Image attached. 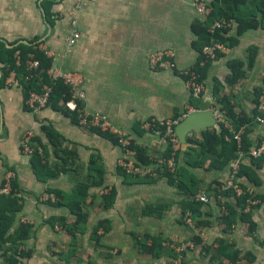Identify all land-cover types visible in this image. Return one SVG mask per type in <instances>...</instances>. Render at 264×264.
<instances>
[{"label":"crops","instance_id":"obj_1","mask_svg":"<svg viewBox=\"0 0 264 264\" xmlns=\"http://www.w3.org/2000/svg\"><path fill=\"white\" fill-rule=\"evenodd\" d=\"M193 2L92 0L75 10V0H0V43L7 48L44 44L54 54L48 57L52 68L82 76L86 93L83 107L106 117L133 138L134 149L154 160L167 147L161 136L142 131L140 125L181 118L194 101L180 75L198 65L195 27L204 18L197 14ZM231 24L228 51L204 67L205 92L197 102L201 110H212L222 107L218 102L222 99L235 116L252 118L255 99L264 85V30L239 34L236 22ZM74 30L82 37L70 48L67 39ZM160 50L173 52L176 70L150 69L148 57ZM18 58L16 54V65ZM3 69L0 63V187L13 176L19 190L23 208L14 227H30L25 245L32 253L23 264H169V255L154 258L141 252L140 246L147 237L148 245L151 238H160L163 243L191 237L194 229L182 221L189 196L163 177H125L117 166L124 158L118 144L80 128L50 105L38 111L29 109L18 82L6 86ZM261 118L262 122L254 121L247 127L252 146L264 139V113ZM29 130L35 133L34 147L42 152L39 175L32 158L21 152L23 134ZM189 136L199 138V133ZM179 153L176 167L185 164ZM242 164L249 169L250 180L244 177L239 182L254 196L264 197V160L252 164L245 159ZM188 169L198 182L197 193L210 199L202 210L210 214V228L199 227L210 246V259L194 249L187 251L184 264H232L218 257L220 240L239 252L236 264H264V207L255 208L247 221L237 220L226 229L219 219L212 187L226 181L228 166ZM81 184L88 189L79 206L78 213L84 216L79 221L66 200L56 206L40 199L51 190L68 196ZM96 228L98 243L92 237Z\"/></svg>","mask_w":264,"mask_h":264},{"label":"trees","instance_id":"obj_2","mask_svg":"<svg viewBox=\"0 0 264 264\" xmlns=\"http://www.w3.org/2000/svg\"><path fill=\"white\" fill-rule=\"evenodd\" d=\"M208 5L211 8V12L207 15L204 20L197 23L195 27V32L199 36V39L196 40L193 45L195 50L198 52L199 58L197 61V71L201 75L203 67L199 66V62L202 60L200 56L201 49L206 45H211L212 42H221L227 46H230L231 39L228 35L230 29H216L211 31V27L216 21H225L226 23L236 22L237 31L239 34H243L249 30H264V0H207ZM38 43H29V44H18L13 48H7L3 43H0V63L3 64V79L6 80L10 73L15 74L16 81L18 82L23 96L24 101H26L30 92H41V88L44 85H47L52 88V93L50 97L49 105L54 107L55 110L61 112L67 117H70L74 122L77 123V112H71L67 108V104L73 101V97L70 94V88L65 85L60 80H53L47 74V70L52 67L51 60L42 52L36 49ZM16 54L19 57V64L16 65L15 56ZM32 54L34 59L39 61V67L35 70H29L26 65L28 56ZM221 55V54H219ZM208 66L211 64V61L206 63ZM235 63L231 64V68L235 71ZM232 71V73L234 72ZM234 79L236 76H233ZM233 79V80H234ZM203 81V79H202ZM263 88V87H262ZM262 90V89H261ZM261 92V91H260ZM260 94V93H259ZM257 95L255 99V110L252 118L247 116H235L233 114L231 106L227 103H224L222 99L218 102L222 105L218 110L223 113V116L228 122L232 125L235 130H238L240 127H245V133L242 136V145L241 148L244 152L251 147L258 146L263 140H259L254 146L252 142L247 137V127L252 124V122H257L256 117L259 114L257 111ZM203 95V94H202ZM194 100V99H193ZM200 100V99H199ZM194 100L191 102V106L196 110H201L202 107L197 101ZM62 105V106H61ZM79 108L81 104L78 103ZM213 128H207L199 133V138L195 136H187L185 144L180 145L179 152L185 157V164L178 166L175 169V172L171 174L165 169H156L157 177H163L167 182L174 186L177 191L187 194L190 198L188 202V208L185 209L182 213V221L184 213L189 211L193 219V227L195 229L191 237L185 239L190 240L195 245V249H200L201 252L205 254L208 251L209 245H207L201 235L204 233L201 229L197 232L196 227L201 226L200 215L203 213V204L206 203L209 205L210 199L208 197L207 201L196 200L195 195L198 192V182L196 181L194 175L189 171L190 169H224L228 166L232 160L237 157L238 147L234 141H227L226 137L229 136V132L221 124H215ZM100 134V133H99ZM108 139H110L116 145L117 138L110 135L101 134ZM51 137H54L56 141L59 142V139L50 134ZM36 153L31 157L33 167L35 172L39 175L42 168L39 167L41 161V154L38 153V149L34 147ZM133 158L135 163L139 166H150L153 161L152 158L147 156L143 151L134 149ZM178 152V153H179ZM178 153L176 154V160L178 161ZM179 153V154H180ZM44 154V153H43ZM171 154L170 147H167L166 151L161 155V157H169ZM251 163L258 160H264V158L253 160L250 159ZM207 164L208 167H205ZM247 167L242 164L236 179L238 186L242 190L240 196H236L235 193L227 188L225 190H220V187L223 183H215L212 189L214 190V199L217 207H219L220 221L225 225L226 229L231 228L237 223V220L247 221L252 210L255 208L264 207V197L254 196L250 191L242 185L239 180L241 178H246L250 180L248 175ZM125 177L132 178L124 175ZM139 179V178H138ZM147 180H152L153 178H145ZM155 179V178H154ZM12 192L9 195H0V258L2 259V264H23L25 259L31 257V250L25 245V241L28 238L30 227L26 224L20 225L17 229L14 227L17 219L18 213L22 210L23 206L20 203L19 190L14 185L12 181ZM88 187L83 184L79 185L71 194L66 196L62 191L52 190L48 193L54 194L57 198V201L54 202L55 205L61 206L65 204L70 208L71 212H74L77 217V221L84 218L79 211V206L82 201H84ZM207 190H210V185ZM219 195L223 197V202L219 199ZM258 201L256 205H250V201ZM224 208V211L221 209ZM248 209V210H247ZM188 226V225H187ZM190 227V226H188ZM92 237L99 241V236H97V228L93 231ZM148 237L142 241L140 246V251L146 254H151L154 258L160 257L162 254L169 255L170 262L176 260L179 257V254L171 248V243L165 242L162 243L160 238H151V244L146 243ZM165 243V244H164ZM190 251V250H188ZM216 252L218 257H223L232 261V264H236L237 261H240L239 252L236 250H230V248L225 245V243L220 240L218 246L216 247ZM187 251L184 252L181 256L180 264H184V258ZM220 262V261H219Z\"/></svg>","mask_w":264,"mask_h":264},{"label":"built area","instance_id":"obj_3","mask_svg":"<svg viewBox=\"0 0 264 264\" xmlns=\"http://www.w3.org/2000/svg\"><path fill=\"white\" fill-rule=\"evenodd\" d=\"M90 1L92 0H75V10H79L84 4ZM193 6L197 14L203 18H205L211 12V8L208 5L207 0H194ZM231 26V23H226L225 21L221 20L214 22L210 30L231 29ZM81 37L82 34L80 32L76 30L72 31L70 37L67 39V46L70 48L74 47ZM36 49L42 51L49 58L54 56V54L49 51L42 43H38L36 45ZM227 51L228 47L222 43H212L211 45L204 46L200 52L202 60L199 62V66L203 67L204 64L217 59L219 54L225 53ZM26 65L29 70H35L39 67V61L34 59L33 55L30 54L26 61ZM148 65L151 70L156 72L176 70L175 55L170 50H160V52L153 53L148 57ZM47 74L53 80H60L70 88V94L73 97V101L67 104V108L71 112H77V125L80 128L117 138L118 147H120L124 153V158L119 160L117 166L124 175L132 178H155L157 177L156 169L158 168L165 169L171 174L175 172V157L181 145L175 132L176 126L187 114L200 110H196L192 106H189L181 118L169 119L166 121L152 120L141 124L140 129L142 131L152 135L161 136L162 142L166 145V147H170L171 149V154L169 157L157 158L155 161H153L152 165L143 167L137 165V163L133 161V138L117 129L106 117L100 114H91L83 107V104L86 102V93L83 89L84 80L80 73L51 67L47 70ZM180 75L184 80L186 88L189 89L192 98L194 100L201 99L202 94L205 92V85L197 69L195 67L185 69L180 72ZM15 83H17V81L15 74L12 72L6 79V86H12ZM51 93L52 88L44 85L42 86L40 93H29L25 101V105L31 110H42L49 106ZM78 103L81 104L80 108ZM211 111L215 119V124H221L228 130L230 135L226 137V140L234 141L238 147L237 157L230 162L228 177L220 187L219 191L230 188L236 196H240L242 194V190L236 182L240 166L245 159L258 160L264 158V141H262L258 146L251 147L247 150V152H244L240 148L242 145V136L245 133V127H240L238 130H235L230 122H228L223 116V113L216 109H212ZM257 111L259 114L264 113V86L258 97ZM256 120L258 122H262L261 116L258 115ZM34 138L35 133L32 130L26 131L23 134L21 141V152L25 157L31 158L36 153L35 149L33 148ZM38 153L41 154L42 152L38 151ZM13 179V176H9L7 182L2 187H0V195L11 194L13 190ZM218 197L221 199V202H223V197L221 195ZM40 199L42 202L54 203L57 201L56 196L48 192H45ZM195 199L207 201L208 197L206 194L197 193L195 195ZM257 203L258 201L256 200L250 201L249 206L256 205ZM221 209L224 211L223 207H221ZM183 220L186 225L193 227V219L189 211L184 213ZM170 245L171 248H173L174 251L179 254V257L176 260H173L170 264H180L182 254L188 250H194L196 248L193 242L190 240L183 242H171Z\"/></svg>","mask_w":264,"mask_h":264},{"label":"water","instance_id":"obj_4","mask_svg":"<svg viewBox=\"0 0 264 264\" xmlns=\"http://www.w3.org/2000/svg\"><path fill=\"white\" fill-rule=\"evenodd\" d=\"M215 125V119L211 110H200L187 114L176 126L175 132L180 144H185L186 137L191 133L201 131Z\"/></svg>","mask_w":264,"mask_h":264},{"label":"rangeland","instance_id":"obj_5","mask_svg":"<svg viewBox=\"0 0 264 264\" xmlns=\"http://www.w3.org/2000/svg\"><path fill=\"white\" fill-rule=\"evenodd\" d=\"M206 65L207 64H204V67H206ZM264 86V85H263ZM201 223V226H202V228H210V214H207V212H203V213H201V215H200V220H199ZM25 222H27V221H25ZM190 229H192L191 227H189ZM195 230V229H194ZM200 229H199V227H196V231L198 232ZM203 235H201L202 236V238H203V241L205 242V240H204V238H205V235H204V233H202ZM177 242V240H169V241H165V243L167 244L168 242ZM178 242H181V241H178ZM164 243V244H165ZM101 248V247H100ZM105 252V251H104ZM206 255H207V257L210 259V246H209V248H208V251H207V253H206ZM211 255H213V256H215L216 255V253H214V252H212L211 253Z\"/></svg>","mask_w":264,"mask_h":264}]
</instances>
